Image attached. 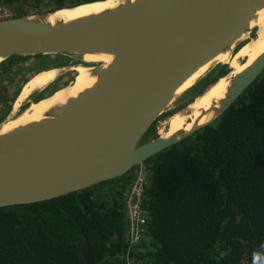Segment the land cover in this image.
Here are the masks:
<instances>
[{
    "label": "water",
    "instance_id": "water-1",
    "mask_svg": "<svg viewBox=\"0 0 264 264\" xmlns=\"http://www.w3.org/2000/svg\"><path fill=\"white\" fill-rule=\"evenodd\" d=\"M74 6L0 19V63L59 55L92 67L89 86L52 105L39 119L7 129L4 124L15 114L0 122V207L40 202L125 177L218 120L264 72L263 51L231 77L222 97L193 120L186 117L191 122L187 129L162 137L157 123L164 129L175 112L189 115V105L218 81L219 71L196 87L219 64L213 60L256 37L252 24L264 0H121L78 17H53ZM88 55L109 61H84ZM210 62L195 83L178 91ZM59 65L70 68L53 67ZM194 87L193 96L166 114ZM80 253L86 264H93L87 242Z\"/></svg>",
    "mask_w": 264,
    "mask_h": 264
},
{
    "label": "trees",
    "instance_id": "trees-1",
    "mask_svg": "<svg viewBox=\"0 0 264 264\" xmlns=\"http://www.w3.org/2000/svg\"><path fill=\"white\" fill-rule=\"evenodd\" d=\"M94 1L26 0L35 10ZM30 58L65 59H18ZM144 165L146 223L144 238L130 248L134 264H264V72L218 120ZM132 177L105 193L98 184L0 207V264H86L84 242L93 264H126L122 195Z\"/></svg>",
    "mask_w": 264,
    "mask_h": 264
},
{
    "label": "bare ground",
    "instance_id": "bare-ground-1",
    "mask_svg": "<svg viewBox=\"0 0 264 264\" xmlns=\"http://www.w3.org/2000/svg\"><path fill=\"white\" fill-rule=\"evenodd\" d=\"M120 1L121 0H101L77 5L71 8H64L57 11L53 17L74 18L92 11H102L108 7L116 5ZM252 25L257 27L256 37L249 38L246 41L244 47L241 49L239 58L243 59V62L240 65H228L225 69V72H223L221 76L219 75L218 81L203 95H198V97L195 98V100L189 105L191 108V113L189 114L190 116L186 111H177L170 117L168 122L169 127L167 130L157 128L156 130H159L158 133H160L162 137H168L179 129H187L191 124L190 120L198 117L200 111L208 107L213 100L223 96V93L231 77L249 65L258 55L264 51V9L258 13V18ZM230 56V51L221 53L213 60V63H224L229 59ZM84 61L107 62L109 61V58L88 55L84 57ZM210 65L211 62L200 68L180 87L178 91H183L195 83V81L207 71ZM71 69L76 71L75 81L71 82L64 88L58 89V91L53 92L51 95L39 100L36 99L37 101L34 100L30 102L24 112H20L19 115L16 114V117L14 116L16 119L6 122L3 128H12L19 123L39 119L43 116L44 112L49 109V107L56 103L63 102L67 97L74 96L83 88L91 84L92 78L90 76V71L92 67L83 64H75L71 66ZM66 70L67 69L65 67L59 65L58 67L41 70L30 76L29 79L26 80L27 82L24 85L22 84V89L17 95L13 110H18V108L26 101L32 92L40 90L46 85L50 84L55 78L60 76L63 72H66ZM186 117H189L190 120H187L188 118Z\"/></svg>",
    "mask_w": 264,
    "mask_h": 264
},
{
    "label": "rangeland",
    "instance_id": "rangeland-1",
    "mask_svg": "<svg viewBox=\"0 0 264 264\" xmlns=\"http://www.w3.org/2000/svg\"><path fill=\"white\" fill-rule=\"evenodd\" d=\"M10 9L12 11L11 16L23 15V14L25 15V14L48 11L51 9V3H47L43 7H41V9L35 10V9L29 7V2H26L25 0H21V2L18 1V2L12 3ZM253 33H255V30L253 31ZM250 36H253V35L251 34ZM245 43L242 46H240L236 52H233L226 62L221 63V64H217L216 66H214L210 70V72L204 76V78L199 80L196 87L203 86V83H206L208 80H210L212 73L214 74V73L219 71L218 76L219 75L221 76L223 74V72H225V69L228 65L229 66L240 65L243 62V59L239 58V53H240L241 49L244 47ZM69 61L70 62L65 61L67 63L66 64L62 63V64L68 65L71 68L72 65H75L78 63L76 61H71V60H69ZM41 62L42 61H36V60L35 61H28V59L27 60L26 59L25 60L17 59L15 61L13 60L11 63L10 62H1L0 63V81H1L0 82V93L2 96L7 97V103H6L7 105L6 106H8V108H9V110H7L4 114H2L0 116V122L8 115L9 116L11 114L12 115L13 114L19 115L20 112H24L27 109L30 102H32L34 100L37 101V100L42 99L48 95H51L53 92L58 91V89L64 88V87L68 86L71 82L75 81L76 71L71 70L69 68L66 70V72H63L60 76H58L59 78L57 77L58 81L55 82V84L54 83L50 84L51 85L50 88L46 89L45 88L46 86H45L40 90H36V91L32 92L29 95V97L26 99V101L18 108V110L14 111L13 110L14 109V103H15V100L17 98L18 90L22 89V86L25 84L24 82H26V80H28L29 77L31 75L35 74V72H36V70H34L35 67H33V66H39L40 65L38 70H44V69L56 66L58 64H61V63H57V64L52 63L51 64V62H43V63H41ZM4 68H7L9 70L5 72ZM69 81H71V82H69ZM196 87H194L187 94H184L180 99H178L174 104H172V106H170V108L167 110L166 114H168L173 109H176V107L179 108V106L183 102H185V101H182V99H184L185 97L189 99L191 96H193V94H195ZM168 125L169 124H166V127L164 128V130L168 129V127H169ZM156 126H157V128L163 129V126H161V123H157ZM116 180L117 179H114L112 181H116ZM120 180H123V182H125L124 177L120 178Z\"/></svg>",
    "mask_w": 264,
    "mask_h": 264
},
{
    "label": "built area",
    "instance_id": "built-area-1",
    "mask_svg": "<svg viewBox=\"0 0 264 264\" xmlns=\"http://www.w3.org/2000/svg\"><path fill=\"white\" fill-rule=\"evenodd\" d=\"M11 16L7 8L0 7V19ZM133 177L128 187L123 191L124 213L127 219L125 239L128 245L126 264H134V258L129 254L130 248L136 246L144 238L146 211L142 206L144 192L148 183L144 164L133 169Z\"/></svg>",
    "mask_w": 264,
    "mask_h": 264
},
{
    "label": "flooded vegetation",
    "instance_id": "flooded-vegetation-1",
    "mask_svg": "<svg viewBox=\"0 0 264 264\" xmlns=\"http://www.w3.org/2000/svg\"><path fill=\"white\" fill-rule=\"evenodd\" d=\"M0 7H4V8H7L9 11H10V13L12 14V11H11V9H10V5L9 4H7V3H5V0H0ZM35 61V60H34ZM37 61V60H36ZM65 61H67V62H70V61H68V60H66V59H63V62H61V64L62 63H64V64H66L67 62H65ZM48 62V61H47ZM51 64H52V62H51ZM34 65V64H33ZM34 67V66H33ZM39 68H37V69H34V70H36V72L35 73H37V72H39V71H41V70H38ZM9 69H7V68H4V71L6 72V71H8ZM32 76V75H31ZM59 78V77H58ZM17 80V79H16ZM58 81V79L56 78V79H54V81L53 82H51L50 84H55V82H57ZM1 82V81H0ZM27 82V81H26ZM26 82H24V83H26ZM50 84H48V85H46V89H48V88H50L51 87V85ZM21 90V89H20ZM20 90H18V92H17V95L20 93ZM7 97H4V96H2L1 95V93H0V116L2 115V114H4L7 110H9V108H8V106H6L7 104Z\"/></svg>",
    "mask_w": 264,
    "mask_h": 264
},
{
    "label": "crops",
    "instance_id": "crops-1",
    "mask_svg": "<svg viewBox=\"0 0 264 264\" xmlns=\"http://www.w3.org/2000/svg\"><path fill=\"white\" fill-rule=\"evenodd\" d=\"M26 1V0H25ZM19 2H21V0H19ZM10 7H11V5H10ZM21 16V15H20ZM17 60V59H16ZM28 61H34V58H30V59H28ZM123 183V180H116V181H110V182H107V183H105V184H102V191H103V193H105V192H107V190H114V189H116V188H119L120 187V185Z\"/></svg>",
    "mask_w": 264,
    "mask_h": 264
}]
</instances>
